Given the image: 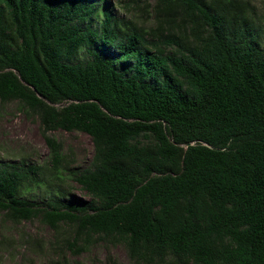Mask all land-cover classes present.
<instances>
[{
    "label": "trees",
    "instance_id": "obj_1",
    "mask_svg": "<svg viewBox=\"0 0 264 264\" xmlns=\"http://www.w3.org/2000/svg\"><path fill=\"white\" fill-rule=\"evenodd\" d=\"M153 12L145 28L108 0H0V107L37 118L49 147V164L0 162V213L72 254L264 264V26L247 0ZM56 129L90 135L89 166L69 167ZM66 179L90 197L67 200Z\"/></svg>",
    "mask_w": 264,
    "mask_h": 264
},
{
    "label": "rangeland",
    "instance_id": "obj_2",
    "mask_svg": "<svg viewBox=\"0 0 264 264\" xmlns=\"http://www.w3.org/2000/svg\"><path fill=\"white\" fill-rule=\"evenodd\" d=\"M118 17L150 28L155 26V0H108ZM264 26V0H247ZM62 144L69 167L82 169L90 165L93 143L89 134L77 130L56 129L48 133ZM49 147L37 118L26 117L15 102L0 107V162L48 163ZM53 181L52 183H57ZM73 197L89 198L79 185L66 179L64 186ZM44 186L36 188L35 199L44 200ZM65 199V198H64ZM65 233L71 231L64 227ZM0 264H130L123 246H92L88 251L72 254L62 238L40 219L14 223L0 213ZM167 264H172L168 262Z\"/></svg>",
    "mask_w": 264,
    "mask_h": 264
}]
</instances>
